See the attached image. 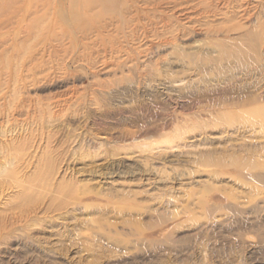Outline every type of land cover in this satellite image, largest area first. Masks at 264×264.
I'll list each match as a JSON object with an SVG mask.
<instances>
[{"label": "rangeland", "instance_id": "1", "mask_svg": "<svg viewBox=\"0 0 264 264\" xmlns=\"http://www.w3.org/2000/svg\"><path fill=\"white\" fill-rule=\"evenodd\" d=\"M109 1L0 0V264H264V118H217L264 0Z\"/></svg>", "mask_w": 264, "mask_h": 264}, {"label": "bare ground", "instance_id": "2", "mask_svg": "<svg viewBox=\"0 0 264 264\" xmlns=\"http://www.w3.org/2000/svg\"><path fill=\"white\" fill-rule=\"evenodd\" d=\"M246 6L247 7L244 8L242 10V13H241V16L245 20V26H249L251 28L259 27V19L256 18L253 14H250V10L248 9V5H246ZM93 7H98L99 10L96 13H94V15H92V17L91 16H88L86 14V12L91 11ZM113 19H115V20L112 21ZM130 19H133V18H130ZM107 20H109L108 23H106ZM115 21H117V19L115 17V13H114V6H111V3H110L109 0H87L86 7L83 6V8H81V10H78V11L76 10L73 13V17L71 19H69V22H71L74 26L70 24L71 26L70 27L68 26V29H66L67 31L65 32V35L68 36V37H70L69 35H67V33H69L72 30V28H74V33H75V31L76 32H78V31L79 32H83V31L85 32L87 30V27H90V29H94V30L105 29L106 26H108L109 23H112L113 24ZM232 30H233V28H232ZM228 31H229V29H228ZM263 33H264V31H263ZM250 34H252V33H249V35ZM249 35L247 37L245 36L247 41L244 40V41L241 42L243 45L240 44V43L228 45V42L227 41H225V43L222 42V43H219L218 45H215V46H217L219 48V50H218L219 52L217 51L218 52L217 53V57L213 61L214 62V65H221V64L224 65L225 63H227L228 57H230V56H237V54H239L240 52H242V50L244 49L243 48L244 46L246 48H248L249 47L248 46V43L250 45L253 42L254 37H255V34H252L250 37H249ZM80 36H81V34H80ZM81 38L83 39V36ZM167 44H168V42L164 41V42H161V44H159V46H160V48H165L167 46ZM263 44H264V42H260V46H264ZM245 56H246V58L249 57V58H252V60L254 59V60L257 61L256 62V65H254V67L252 68L251 72L250 71H247L246 73L243 72V73H245L244 76L247 79L250 78V80H251V78H253V76L255 75V73H257V67L260 68L262 66L264 68V64L259 65L258 62H259L260 56L258 57L257 56V53H255V52L252 55L247 54ZM260 70H263V69L261 68ZM219 74H220V72H219ZM261 74H262V72H261ZM225 79L235 80L236 77L233 74V75H230L229 78H225ZM263 87H264V84L258 85V82L252 81L250 83H244V85L243 86H240V87L239 86H236V85L230 86L228 89L224 90L223 92H222V90L217 91V93L223 94V96L221 95L222 96L221 102H223V103L224 102H229V97L230 98L233 97V101H234V99H237L238 100L237 101V104H235L231 108L226 109V110H222V112L220 111L219 113H217V116H218L217 118H219L220 121L223 120V121H226V122L227 121H231V120H235V119H238V118H244V117H246V118H252V119L264 118V96L260 95L261 93L260 94L256 93L257 90L259 91V89H263ZM213 93H214L213 90H207V91H202L201 92L202 95H210V94H213ZM217 93H215V94H217ZM201 97H203V96H201ZM219 103H220V101H219ZM149 147H150V145H149ZM0 168H2V167H0ZM1 172H2V170H0V175H1ZM10 172L8 174L11 176L12 174ZM255 179L256 180H261V181L264 180V178H262L261 175L260 176H257ZM14 180H15V178H14ZM19 181L17 182L18 185H16L15 187L11 184L12 187H14V188H16V187L23 188L25 190H27V189L30 188V187L28 188L26 186L24 187V185L21 184ZM30 190H31V188H30Z\"/></svg>", "mask_w": 264, "mask_h": 264}]
</instances>
